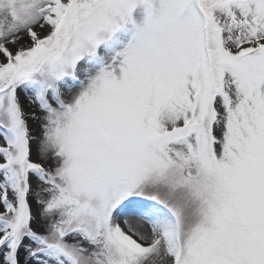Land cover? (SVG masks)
Returning <instances> with one entry per match:
<instances>
[{"label":"snow or ice","instance_id":"6c2138e0","mask_svg":"<svg viewBox=\"0 0 264 264\" xmlns=\"http://www.w3.org/2000/svg\"><path fill=\"white\" fill-rule=\"evenodd\" d=\"M0 264H264V0H0Z\"/></svg>","mask_w":264,"mask_h":264}]
</instances>
